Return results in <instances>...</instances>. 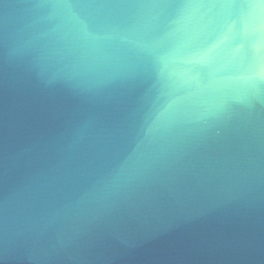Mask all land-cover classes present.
Returning <instances> with one entry per match:
<instances>
[{"label": "clouds", "instance_id": "obj_1", "mask_svg": "<svg viewBox=\"0 0 264 264\" xmlns=\"http://www.w3.org/2000/svg\"><path fill=\"white\" fill-rule=\"evenodd\" d=\"M16 28L29 74L45 85L46 75L101 76L95 95L106 90L117 107L106 123L83 122L97 129L87 153L41 173L42 186L33 180L46 205L26 203L24 226L9 223L6 194L0 264H91L108 242L154 239L146 219L130 225L146 215L132 197L165 171L178 181V162L190 155L227 152L231 186L244 179L254 190L264 155V0H25ZM0 33L7 63L8 24ZM15 159L8 153L7 171ZM89 213L90 226H77Z\"/></svg>", "mask_w": 264, "mask_h": 264}, {"label": "water", "instance_id": "obj_2", "mask_svg": "<svg viewBox=\"0 0 264 264\" xmlns=\"http://www.w3.org/2000/svg\"><path fill=\"white\" fill-rule=\"evenodd\" d=\"M24 2L0 0V31L8 24L10 36L7 63L0 43V206L6 194L12 197L8 219L16 227L27 219L26 203L34 208L46 205V197L29 187L33 180L39 179L42 186L41 173L65 158L78 160L87 153L97 129L85 128L83 122L95 115L106 123L117 107L102 98L106 90L95 95L101 76L68 80L46 75L51 83L45 85L27 72L16 28ZM135 96H128L126 103L134 105ZM110 122L119 137V117L113 115ZM8 153L16 159L9 161L7 171ZM259 162L254 190L248 192L244 179L240 189L231 186L228 177L236 161L227 152L184 157L178 162V181L165 171L132 197L146 215L130 225L139 227L146 219L150 224L145 231L158 233L156 237L133 248L108 242L93 253L100 259L91 264H264V155ZM90 220L91 213L76 225L88 227ZM60 227L56 224L53 230Z\"/></svg>", "mask_w": 264, "mask_h": 264}]
</instances>
